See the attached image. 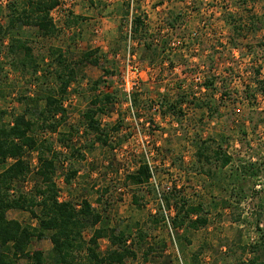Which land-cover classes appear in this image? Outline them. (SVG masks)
Wrapping results in <instances>:
<instances>
[{
	"label": "rangeland",
	"instance_id": "1",
	"mask_svg": "<svg viewBox=\"0 0 264 264\" xmlns=\"http://www.w3.org/2000/svg\"><path fill=\"white\" fill-rule=\"evenodd\" d=\"M11 1L0 0L1 25L6 23V7ZM58 3L50 13L60 31L57 37L44 40L32 27H23L18 33L19 37L34 41L31 44L34 53L43 56L39 75L48 68L49 46L63 50L71 60L87 51H97L99 59V66L84 64L77 70L78 78L64 102L67 120L58 131L66 133L70 126L78 127L88 99L110 91L117 93L118 102L100 117V122L106 129L119 126L118 131L108 133L109 147L95 143L93 148L81 150L83 160L71 161L78 174L69 187L62 177L66 166L59 168L56 183L60 200L79 205L81 199H87L102 213L101 225L132 232L134 223L145 224L148 216L155 214L161 204L160 196L175 189L186 199L209 206L208 225L198 231H179L189 243L175 238L167 219L155 228L146 225L150 230L146 243L157 247V252L164 245L163 258L144 263L142 252H138L137 260H127L126 264H159L165 259L172 264H188L196 253L199 264L249 261L253 255L243 253L242 247L259 242L264 235L263 224L255 218L260 209L264 211V93L257 84V81L264 83V2L58 0ZM127 3L129 16L125 18ZM131 14L142 17L155 38L153 45L169 40L162 55L154 57L142 43L125 41ZM170 20L175 22L173 29L168 28ZM8 38L0 40V44L8 45ZM3 52L1 48V57ZM102 69L113 74L106 76V83L97 92H92L91 84L102 76ZM4 73L0 109L6 112L8 122L12 115L22 111L17 98L32 95L35 88L9 66ZM211 80L213 87L201 86ZM131 83H136L131 92L136 94L138 104L133 109L124 96V89L127 85L131 87ZM181 95L187 98L177 108L181 113H168V104ZM159 103L163 107L154 112ZM48 136L54 148L59 149L58 134ZM208 138L216 140L232 157L231 164L218 172L213 181L190 170L195 143ZM92 140V136L82 135L80 128L70 144L78 148ZM30 161L35 169L34 153L30 154ZM142 161L152 168L151 184L158 200L143 188L137 193L143 196L142 207L137 208L132 204L135 190L125 184L124 177ZM249 164L258 167L259 175L252 179L251 194L238 199L236 170ZM32 183L31 175L24 189L28 191ZM163 214L171 217L174 212L164 210ZM7 218L34 225L26 212L9 211ZM107 246V240H100L101 251ZM50 248L47 240L33 241L29 251L45 253Z\"/></svg>",
	"mask_w": 264,
	"mask_h": 264
},
{
	"label": "trees",
	"instance_id": "2",
	"mask_svg": "<svg viewBox=\"0 0 264 264\" xmlns=\"http://www.w3.org/2000/svg\"><path fill=\"white\" fill-rule=\"evenodd\" d=\"M58 4V0H12L6 7L5 25L0 24V40L3 42L9 37L8 45L4 47L0 44V85L5 84L4 68L9 66L19 72L29 86L35 88L32 95L22 94L17 98L22 111L12 115L10 121H5L6 112L0 109V264H22L23 260L25 264H126L127 260H137L138 252H142L144 263L163 258L164 245L157 252V247L146 243L150 231L145 228L146 225L155 228L165 224L167 219L175 238L189 243L185 235L180 236L178 232L205 228L211 214L207 204L195 203L183 197L180 191L172 189L160 196L161 204L157 205L155 214H150L145 224L134 223L131 232L127 228L101 225L102 213L87 199H81L79 205L71 200H60L56 183L59 168L66 166L62 177L63 183L69 187L78 174L71 161L83 160L81 150L93 148L95 143L109 147L108 133L118 131L119 126L106 129L100 122V117L107 115L118 102L117 93L110 91L99 92L88 99L78 127L70 126L66 133L58 131L67 120L64 102L68 98L70 86L78 78L77 70L84 64L99 66L97 51L84 52L77 60H71L63 50L49 46L46 50L50 58L48 68L39 75L43 56L34 53L31 45L34 41L21 38L18 33L23 27H32L37 30L39 38L47 40L57 37L60 31L54 25L50 13ZM125 9L124 17L127 18L129 3L125 4ZM174 23L170 20L168 28L173 29ZM128 25L125 41L142 43L144 49L154 57L165 52L169 40L161 42L164 44L153 45L155 38L149 33L140 15L131 14ZM1 48L5 50L3 57ZM112 74L102 69V76L92 82L91 91L97 92L99 86L106 83V76ZM257 84L260 92L264 93V83L257 81ZM213 85V80L201 83L204 89ZM129 100L132 109L138 105L134 92L130 93ZM186 100L181 95L174 103L168 104L166 110L168 113L180 114L177 108ZM159 106L163 107L159 103L157 109ZM80 128L82 135L92 136L93 140L76 148L70 142L74 134H79ZM54 134H58L56 142L59 149L54 148L48 136ZM31 153L36 155L35 169L31 168ZM193 158L190 170L212 181L216 180L218 172L232 162V157L212 138L195 143ZM236 173V195L238 199H244L253 191L252 179L259 175V169L251 164L241 165ZM31 175L33 183L26 191L24 183ZM152 176L151 166L142 161L124 177L125 184L135 190L132 204L137 208L142 207L143 196L137 193L143 188L158 200L157 192L151 184ZM103 192L107 193V189ZM164 210H172L173 216L166 217ZM9 211L28 213L34 225L8 219ZM255 218L263 224L264 229V211L260 209ZM87 233L88 237L85 236ZM260 238L257 243L242 247L243 253L249 252L253 257L240 264H264V235ZM104 239L108 246L105 251H101L100 240ZM41 240L49 241L50 250L45 253L30 252L31 243ZM198 255L193 254L188 264H199ZM159 264H172V261L165 259Z\"/></svg>",
	"mask_w": 264,
	"mask_h": 264
},
{
	"label": "built area",
	"instance_id": "3",
	"mask_svg": "<svg viewBox=\"0 0 264 264\" xmlns=\"http://www.w3.org/2000/svg\"><path fill=\"white\" fill-rule=\"evenodd\" d=\"M131 84H132L131 87H129V86L127 85V88L124 89L125 96L127 97L129 103H130V100H129V99H130V93H131L132 87H133L136 83H131ZM156 110H157V107H154V108H153V111L155 112ZM148 165L150 166L149 163H148Z\"/></svg>",
	"mask_w": 264,
	"mask_h": 264
}]
</instances>
